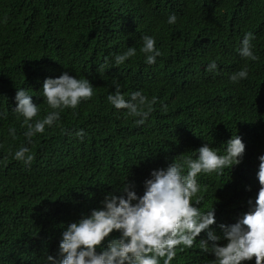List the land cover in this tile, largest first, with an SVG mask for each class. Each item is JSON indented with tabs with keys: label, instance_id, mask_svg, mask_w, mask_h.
Returning <instances> with one entry per match:
<instances>
[{
	"label": "trees",
	"instance_id": "16d2710c",
	"mask_svg": "<svg viewBox=\"0 0 264 264\" xmlns=\"http://www.w3.org/2000/svg\"><path fill=\"white\" fill-rule=\"evenodd\" d=\"M172 13L177 22L169 25ZM246 32L254 33L256 61L238 55ZM144 35L162 52L153 65L139 51ZM132 46L135 57L99 70L105 56ZM212 60L218 74L205 71ZM244 67L248 77L230 82ZM64 72L87 78L94 94L33 137L27 146L34 160L25 166L13 159L26 143L25 128L11 112L16 88L33 95L42 118L50 111L39 96L43 81ZM113 81L125 98L135 91L148 102L156 97L144 125L107 103ZM0 113H7L0 118V264L56 257L64 227L102 207L105 194L126 179L142 195L152 170L195 158L205 143L222 152L238 135L245 144L242 162L197 177V207H214L210 227L222 236L219 224H233L249 211V189L264 154V0H0ZM78 129L86 133L83 140L74 135ZM201 239L204 232L191 248L178 249L171 264H211L214 256L201 250Z\"/></svg>",
	"mask_w": 264,
	"mask_h": 264
},
{
	"label": "clouds",
	"instance_id": "9594fccd",
	"mask_svg": "<svg viewBox=\"0 0 264 264\" xmlns=\"http://www.w3.org/2000/svg\"><path fill=\"white\" fill-rule=\"evenodd\" d=\"M166 22L176 24L177 15L170 14ZM141 39L139 51L145 63L155 64L162 55L155 38L144 35ZM254 39V33L244 34L238 49L241 58L258 59L251 43ZM136 55L135 47H127L111 59L105 56L99 70L123 65ZM205 71L218 74L216 60L209 62ZM247 77L248 69L244 67L231 74L229 80L238 84ZM113 86L115 91L107 95V103L117 111L124 110V115L134 117L137 126L144 125L153 110L152 105L157 103L156 97L148 102L141 91H135L125 98L121 85L113 81ZM93 89L87 78L73 77L68 72L46 78L39 96L50 111L40 118V104L33 102V95L23 87L16 88V106L11 112L25 128L26 143L14 152L13 159L30 167L34 156L27 145L32 144L33 137L44 133L46 127L57 125L65 109L75 110L82 102L90 100ZM160 110L167 112L168 106L161 104ZM6 116L7 113H0V118ZM8 135L15 139L16 129L9 127ZM74 135L83 140L86 133L78 129ZM244 152L245 144L238 135L223 144L222 152L205 143L195 151V158L183 156L166 168L152 170L150 178L143 182L142 195H137L134 183L126 179L118 189L105 194L102 207L64 227L57 256L47 255L43 264H171L177 250L191 248L202 232L206 239L199 240L200 247L214 256L211 264H242L244 261L252 264L253 258L254 264H264V154L258 157L254 186L249 189L252 193V199L248 200L249 211L233 224H219L222 236L210 227L215 223L214 207L207 211L197 207L201 204L197 195L200 191L198 175L222 174L225 169L240 164ZM114 231L119 233L118 237H110ZM221 239L226 243L219 244Z\"/></svg>",
	"mask_w": 264,
	"mask_h": 264
}]
</instances>
